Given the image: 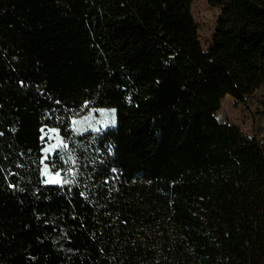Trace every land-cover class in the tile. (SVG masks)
Returning <instances> with one entry per match:
<instances>
[{"label":"trees","instance_id":"obj_1","mask_svg":"<svg viewBox=\"0 0 264 264\" xmlns=\"http://www.w3.org/2000/svg\"><path fill=\"white\" fill-rule=\"evenodd\" d=\"M208 1L205 49L195 0H0V264H264V141L217 117L264 93V0Z\"/></svg>","mask_w":264,"mask_h":264},{"label":"rangeland","instance_id":"obj_2","mask_svg":"<svg viewBox=\"0 0 264 264\" xmlns=\"http://www.w3.org/2000/svg\"><path fill=\"white\" fill-rule=\"evenodd\" d=\"M192 12L199 27L200 39L203 47L208 48L216 28V22L220 14L219 9L210 5L208 0H195ZM220 120L237 125L245 134L257 137L264 141V93L259 92L246 101H238L227 96L221 109L217 112ZM116 122V112L110 108L87 109L81 115L73 119L72 129L76 133L98 131L111 127ZM55 131H52V130ZM44 147L42 150V175L47 183H53L59 179L64 181L61 171H54L49 164L53 152L64 144L61 131L58 128H49L44 131ZM60 175L57 178L56 173ZM57 184V183H53Z\"/></svg>","mask_w":264,"mask_h":264},{"label":"snow or ice","instance_id":"obj_3","mask_svg":"<svg viewBox=\"0 0 264 264\" xmlns=\"http://www.w3.org/2000/svg\"><path fill=\"white\" fill-rule=\"evenodd\" d=\"M52 131H55V130L53 129ZM53 166H54V165H53ZM59 175H60V173L57 172V173H56V177L58 178ZM59 182H60L59 179H54V180H53V183H59ZM65 182H66V181H65Z\"/></svg>","mask_w":264,"mask_h":264}]
</instances>
